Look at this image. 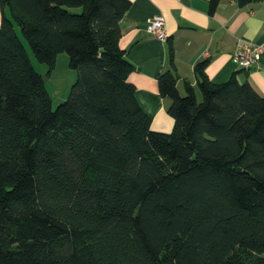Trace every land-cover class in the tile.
Here are the masks:
<instances>
[{
    "label": "trees",
    "instance_id": "1",
    "mask_svg": "<svg viewBox=\"0 0 264 264\" xmlns=\"http://www.w3.org/2000/svg\"><path fill=\"white\" fill-rule=\"evenodd\" d=\"M130 4L0 0V264H264V95L208 59L181 95L169 46L174 124L153 130L119 46ZM15 26L77 71L54 109Z\"/></svg>",
    "mask_w": 264,
    "mask_h": 264
},
{
    "label": "crops",
    "instance_id": "2",
    "mask_svg": "<svg viewBox=\"0 0 264 264\" xmlns=\"http://www.w3.org/2000/svg\"><path fill=\"white\" fill-rule=\"evenodd\" d=\"M156 15L164 19L166 41L146 31V22ZM1 16L0 8V21ZM119 26V46L133 65L127 80L134 84L135 96L150 116L153 130L170 132L174 124L167 111L170 100L160 95L157 86L158 74L169 68V46L179 93L184 81L196 87L194 66L208 59L205 74L211 82H224L234 73L239 82L250 83L264 95V50L248 68L233 59L238 40L264 45V0L246 5L217 0L212 9L210 0H131Z\"/></svg>",
    "mask_w": 264,
    "mask_h": 264
},
{
    "label": "rangeland",
    "instance_id": "3",
    "mask_svg": "<svg viewBox=\"0 0 264 264\" xmlns=\"http://www.w3.org/2000/svg\"><path fill=\"white\" fill-rule=\"evenodd\" d=\"M15 31L23 43L33 67L45 78L44 86L50 96L51 106L54 109L58 103L66 100L69 96L71 86L76 79L77 71L69 66L66 53L57 55L55 65L52 69H50L46 63L39 62L35 58L28 41L23 36L18 26H15ZM184 93V89L181 88L180 94L183 95ZM196 94L197 98L200 100V93L197 91Z\"/></svg>",
    "mask_w": 264,
    "mask_h": 264
},
{
    "label": "built area",
    "instance_id": "4",
    "mask_svg": "<svg viewBox=\"0 0 264 264\" xmlns=\"http://www.w3.org/2000/svg\"><path fill=\"white\" fill-rule=\"evenodd\" d=\"M145 28L150 35L161 41L167 40L168 35L164 27V19L161 15H156L148 19ZM262 50H264V45L238 40L233 52V59L238 66L248 68L258 62Z\"/></svg>",
    "mask_w": 264,
    "mask_h": 264
},
{
    "label": "water",
    "instance_id": "5",
    "mask_svg": "<svg viewBox=\"0 0 264 264\" xmlns=\"http://www.w3.org/2000/svg\"><path fill=\"white\" fill-rule=\"evenodd\" d=\"M41 78H42V81L44 82L45 78H44V77H42V76H41ZM176 78H178V76H177V75H176Z\"/></svg>",
    "mask_w": 264,
    "mask_h": 264
}]
</instances>
